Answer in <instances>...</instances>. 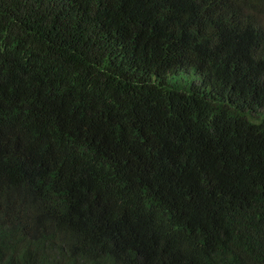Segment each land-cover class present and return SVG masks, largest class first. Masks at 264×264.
Returning a JSON list of instances; mask_svg holds the SVG:
<instances>
[{
	"label": "trees",
	"instance_id": "16d2710c",
	"mask_svg": "<svg viewBox=\"0 0 264 264\" xmlns=\"http://www.w3.org/2000/svg\"><path fill=\"white\" fill-rule=\"evenodd\" d=\"M0 264H264V0H0Z\"/></svg>",
	"mask_w": 264,
	"mask_h": 264
}]
</instances>
